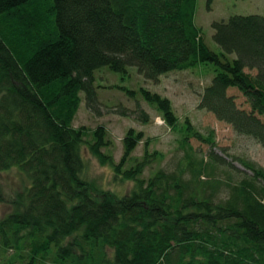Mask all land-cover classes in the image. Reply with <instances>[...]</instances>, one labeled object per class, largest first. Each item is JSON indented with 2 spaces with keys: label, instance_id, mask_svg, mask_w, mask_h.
Segmentation results:
<instances>
[{
  "label": "trees",
  "instance_id": "1",
  "mask_svg": "<svg viewBox=\"0 0 264 264\" xmlns=\"http://www.w3.org/2000/svg\"><path fill=\"white\" fill-rule=\"evenodd\" d=\"M196 6L197 0H0V171L18 166L30 178L0 219V253L9 255L0 264H264L262 165L242 159L249 173L212 149L208 161L187 152L184 165L145 178L156 151L146 147L127 166L143 131L128 129L116 162L102 150L111 144L105 125L74 124L83 101L100 112L103 68L125 77L135 67L158 80L204 65L212 77L199 106L264 146V15L214 21L216 51L196 23ZM140 92L175 128L169 98ZM139 117L149 120L145 111ZM184 130V146L201 135L189 121ZM84 145L134 188L117 194L84 176ZM216 168H227V178L203 179Z\"/></svg>",
  "mask_w": 264,
  "mask_h": 264
},
{
  "label": "rangeland",
  "instance_id": "2",
  "mask_svg": "<svg viewBox=\"0 0 264 264\" xmlns=\"http://www.w3.org/2000/svg\"><path fill=\"white\" fill-rule=\"evenodd\" d=\"M258 13L264 15V0H197L195 20L202 28L205 41L214 50L219 51V45L213 38L212 23L216 20L227 19L234 14ZM210 65V64H208ZM211 66V65H210ZM212 72L204 65L186 70H176L163 74L158 80L145 78L135 67L131 68L125 77L111 72L107 68L97 71L98 99L100 112L87 108L85 101L75 118V126H86L89 130L98 125H105L111 144L102 150L113 155L119 162L124 153L123 138L129 128L144 132L142 140L133 151L127 166L143 158L146 147L148 151L157 152L155 159L144 172L149 178L160 168L177 169L186 163V153L190 152L196 161L204 158L209 160V153L213 149L217 154L226 158L240 170H247L242 159L253 160L264 167V146L254 138L239 134L229 123L218 119L215 114L199 106L201 94L211 81ZM123 87L135 90L128 94ZM144 87L151 92H158L169 98L172 108L178 118L176 127H170L162 114L144 99L140 89ZM236 96L241 107L249 109L245 96L236 88L229 90ZM84 98V94H82ZM126 110L127 114H122ZM145 111L149 120L143 121L139 113ZM189 121L200 136H192L189 145L184 146V125ZM204 135V136H203ZM92 131L88 139L93 137ZM202 137H211L215 142L206 141ZM150 140L149 145L146 139ZM82 152L86 161L84 176L93 180L102 188L125 194L134 188L133 180H122L115 175L112 166L102 164L87 146ZM227 168H216L215 174L210 169L204 174V180L215 176L227 178ZM30 184V178L18 166L0 171V219L13 210V199ZM11 253V252H8ZM6 256V257H5ZM9 255L0 253V262L4 263Z\"/></svg>",
  "mask_w": 264,
  "mask_h": 264
}]
</instances>
